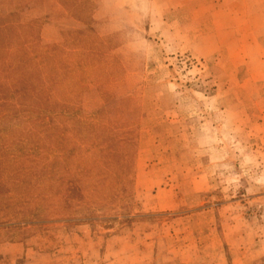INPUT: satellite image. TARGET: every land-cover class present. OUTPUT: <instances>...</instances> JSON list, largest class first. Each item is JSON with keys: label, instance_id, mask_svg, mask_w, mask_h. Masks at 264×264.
Listing matches in <instances>:
<instances>
[{"label": "rangeland", "instance_id": "1", "mask_svg": "<svg viewBox=\"0 0 264 264\" xmlns=\"http://www.w3.org/2000/svg\"><path fill=\"white\" fill-rule=\"evenodd\" d=\"M4 19L66 52L62 119L0 124L18 264H264V0H0ZM58 178L73 209L47 208Z\"/></svg>", "mask_w": 264, "mask_h": 264}, {"label": "trees", "instance_id": "2", "mask_svg": "<svg viewBox=\"0 0 264 264\" xmlns=\"http://www.w3.org/2000/svg\"><path fill=\"white\" fill-rule=\"evenodd\" d=\"M3 22L0 23V39L10 40V34H13L18 41L0 46L1 50L10 52L8 61H0V124L44 127L59 122L62 113L57 109L61 101L53 98L52 88L63 82L66 52L58 46L43 43L34 33L22 39L23 29H32L34 32L33 23L24 25L8 19ZM96 53V49L88 50L89 56ZM108 150L112 152L114 149ZM59 164L63 166V163ZM95 167L96 173H100V166ZM53 186L56 191L52 197L56 203L47 205V208L55 212L73 209L72 203H69L68 208L65 203V197L71 189L63 190L60 178L55 180Z\"/></svg>", "mask_w": 264, "mask_h": 264}, {"label": "crops", "instance_id": "3", "mask_svg": "<svg viewBox=\"0 0 264 264\" xmlns=\"http://www.w3.org/2000/svg\"><path fill=\"white\" fill-rule=\"evenodd\" d=\"M25 254V248L17 242L0 244V264H18L19 259Z\"/></svg>", "mask_w": 264, "mask_h": 264}]
</instances>
